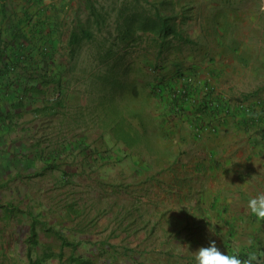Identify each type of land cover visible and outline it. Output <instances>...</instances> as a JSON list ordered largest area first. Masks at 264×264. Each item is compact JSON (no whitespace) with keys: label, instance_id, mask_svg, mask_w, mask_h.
Here are the masks:
<instances>
[{"label":"rangeland","instance_id":"rangeland-1","mask_svg":"<svg viewBox=\"0 0 264 264\" xmlns=\"http://www.w3.org/2000/svg\"><path fill=\"white\" fill-rule=\"evenodd\" d=\"M29 1L60 2L62 33L72 28L58 48L51 37L24 38L36 41L42 67L55 52L66 65L64 89L52 95L61 104L57 120L38 127L45 159L59 166L37 178L18 175L3 159L10 155L12 164L17 155L4 152L11 139L0 129V170L9 168L0 183V264H53L64 256L60 264H82L75 257L91 248L100 260L93 264H195L194 253L212 241L225 254L260 252L264 221L247 202L264 193V0ZM157 10L184 38L152 28ZM231 55L237 64L220 68ZM165 82L177 86L171 99L179 95L178 106L168 89L154 93ZM32 218L37 243L28 242ZM75 230L85 242L114 246L65 244Z\"/></svg>","mask_w":264,"mask_h":264},{"label":"crops","instance_id":"crops-1","mask_svg":"<svg viewBox=\"0 0 264 264\" xmlns=\"http://www.w3.org/2000/svg\"><path fill=\"white\" fill-rule=\"evenodd\" d=\"M259 2L260 0H257L258 4ZM217 3L218 1L213 2V6L211 9L217 8L214 6ZM57 10H61V3L58 1H51L50 4L45 6L41 1L30 2L29 0H0V46L2 48V52L4 51V53L6 54L5 55L3 53V62L0 64V129L2 131L9 130L8 136L10 137L12 144H10L8 148H4V152H7L8 154H10V152H13L17 155L14 156V158L11 157L13 161L12 164L9 162L10 155L6 158L7 160L5 158L3 159L8 166L11 165V167L9 168H15V171L18 175L22 174V172L25 170V172H27L26 176H33V178L41 176L42 170L46 166H59L58 164L54 163L52 165H49L53 161H51L50 159H45V155L48 152L45 151L47 150V148H43V144L41 143L42 140L40 139L41 133L38 127H41L42 123L47 119L50 120V123H52V121L54 120H57L56 112H58V107L61 106V104L59 103L58 105H56L55 103L58 102V99H52V95L56 90L60 91V88L63 87L62 83H65L66 81V77L62 75V72H64L66 65H61L58 63V61H56L55 56L59 55V52H55L53 62L50 63L49 67H42L41 65H44L43 62H38L39 65H33L30 59V61L27 60L25 62V67H19L18 74L13 75L14 78H9V75L7 76L9 72L7 65L8 63H4H6V61H10V58L8 56L14 58L15 56H18V54H20L18 53L20 51L21 53L23 51H28L27 56H30L31 54L33 56L35 53H37V50L35 49L36 41L35 45L33 43L31 45L29 43L26 44V40L24 38L28 40H40V38L51 37V39L54 40V42H52L53 48H58L62 39H65L66 37L70 39L72 28L68 29V34L62 33L63 25L60 19H63L64 15H60V13H57ZM50 30H52L51 33H49ZM218 38L221 39V35ZM206 47L209 48L205 49V53L207 50H209V52L212 51V49L210 50L212 46ZM3 48L5 50H3ZM15 49H17L18 52H15ZM70 50L71 49H69L68 51ZM219 55H222L221 52L219 53ZM222 57L224 56L222 55ZM221 58L219 65L222 69H224V67H227L229 69L230 65L237 64V58L234 55H231L228 60H222ZM216 61H218V59L216 57H213L212 62ZM204 69H210V71L214 72L213 67L208 68L206 67V64L203 65V63H201L200 70ZM239 70L244 71L241 66L239 67ZM218 71H220V69ZM44 74H48V76H46L47 79H44ZM43 80H47L50 82L43 83ZM67 80L69 82V77ZM44 87L46 88L45 90L42 89ZM62 95H65V91H62ZM67 95L70 99L72 92L68 91ZM44 100L46 101L45 103L43 102ZM31 102L33 104H31ZM40 104H42V107L38 108ZM45 110H47V112H45ZM32 112L35 114V117L30 119L28 118V115L32 114ZM35 120H39V122L35 126L34 124L31 125L33 122H35ZM51 156H53V154H51ZM219 160H221L220 157ZM3 166L5 169H9L6 164ZM1 168L3 167H0V169ZM5 169H3V171L0 170V173H4ZM8 173L10 172L7 171V174ZM5 180H9V176L5 175L4 173L0 176V183L4 184L3 182H5ZM21 182L22 180H19V184L23 183ZM20 189L21 186L17 185V187L11 188V192H14V194H16L20 191ZM6 209L10 212H13L12 204L10 202L6 204ZM32 215L33 217L37 218L34 213ZM36 218H32V229L33 224H35L36 222ZM35 228L38 231L36 224ZM77 232L79 231L75 230V232H73L72 236L70 237L71 239L73 238L71 242L74 244L71 245L74 247L77 246L76 244L79 241H83L82 243L84 244V246L88 243H90V246H92V243L98 242L97 238L94 237H92L91 239H87V241L89 242H85L83 240L84 238L78 235ZM98 243L99 245H103V243L110 244V242L106 240H102V242ZM83 244H81L80 246L82 247ZM6 247H8V245H6ZM91 249L90 251L86 252V258L95 260L97 258L93 256L94 254ZM84 250L85 249L76 250V253L78 254L80 252H84ZM259 250L260 252L264 253V240L261 241ZM70 253H75V250L71 251ZM76 253L72 255L77 256ZM67 258V256H64L61 261L60 259L53 258L54 261H52V263L60 264L63 261H66ZM9 259H11V257H9ZM99 261L100 260L97 259L96 262ZM120 264H125V261H121Z\"/></svg>","mask_w":264,"mask_h":264},{"label":"trees","instance_id":"trees-1","mask_svg":"<svg viewBox=\"0 0 264 264\" xmlns=\"http://www.w3.org/2000/svg\"><path fill=\"white\" fill-rule=\"evenodd\" d=\"M90 8L92 9V12H95L96 13V7H95V4L94 3H91L90 5ZM133 12H135V11H133ZM132 14V13H131ZM97 15H99V13H98V11H97ZM134 19L135 18H138V13L136 14H134ZM170 19H171V16H164V15H160V12L157 10V12H156V19H155V24H153L152 25V28L154 29V30H158V31H164V32H168V33H175L176 35H179V36H181L182 38H184V35L183 34H180V32L179 31H177L172 25H170ZM141 21H142V23H143V25H147L148 24V20H147V18H145V17H141ZM188 41V40H187ZM3 50H5L4 48H3ZM3 53H4V51L2 52V48H1V55H3ZM48 53V52H47ZM46 53V51H43V53H41V54H47ZM5 54V53H4ZM9 54V53H8ZM6 55V54H5ZM9 58H10V61H6V63H4V64H7L8 65V74H7V76L9 75V78H14L13 77V75H16V74H18V72H19V67L20 66H22V67H25L24 66V62H26L25 61V58H26V55L22 52V53H20V54H18V56H16V58H12L11 56H8ZM32 58H33V60H35L34 61V63H38V62H41L40 61V59H36V57H35V55H33L32 56ZM45 58H47V57H45ZM45 58H43L44 60H45ZM2 62H3V56H2ZM24 63V64H23ZM23 64V65H22ZM6 65V66H7ZM11 65H15L16 66V69H14L13 71L11 70ZM36 72V71H35ZM44 76L46 77V76H48V74H44ZM43 83H45V82H50V81H47V80H43L42 81ZM167 82V81H166ZM163 83V84H159L158 85V87L157 88H159L160 87V90L161 91H154V93H157V94H159V92H160V94L163 96V95H165V89H168V99H169V101H170V104L173 106V104H174V107L175 106H178L179 105V101H180V99H179V95H175L174 97H173V99H171V93H174L176 90H177V86L175 87V89H174V87H173V84H169V83ZM171 89V90H170ZM170 97V98H169ZM168 103V102H167ZM169 104V103H168ZM206 104H208V103H206ZM204 107H206V108H208L207 106H205L204 105ZM201 110V108H199L198 107V111H197V114L199 113V112H201L200 111ZM202 117V115H200V114H198V119H200ZM64 238V243L65 244H67V245H71V244H74V243H72L71 241H69V239L67 238V237H63ZM28 242H30V243H37L38 242V231L36 230V228H35V224H33V229H32V233H31V235H30V237H29V239H28ZM113 246L114 245H112V244H104L103 243V249L104 250H106L107 252H110L111 251V249L113 248ZM243 253H246V251H244ZM76 259H77V261H79V263H82V264H93L92 262H94V260L93 259H91V258H84V257H75ZM72 259H74V258H72ZM106 260H108V259H106ZM34 264V263H33ZM96 264V263H95ZM99 264H112V262L111 261H105V262H103V263H99Z\"/></svg>","mask_w":264,"mask_h":264},{"label":"clouds","instance_id":"clouds-1","mask_svg":"<svg viewBox=\"0 0 264 264\" xmlns=\"http://www.w3.org/2000/svg\"><path fill=\"white\" fill-rule=\"evenodd\" d=\"M247 209L258 221H264V193L250 197L247 202ZM249 240L247 246L251 247ZM195 264H264V253L252 250L242 253L240 247H235L227 254L222 252L212 241L210 246L201 247L194 253Z\"/></svg>","mask_w":264,"mask_h":264},{"label":"built area","instance_id":"built-area-1","mask_svg":"<svg viewBox=\"0 0 264 264\" xmlns=\"http://www.w3.org/2000/svg\"><path fill=\"white\" fill-rule=\"evenodd\" d=\"M2 63V55H1V46H0V64ZM14 69H16L15 65H11V70L13 71Z\"/></svg>","mask_w":264,"mask_h":264}]
</instances>
